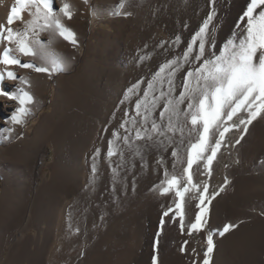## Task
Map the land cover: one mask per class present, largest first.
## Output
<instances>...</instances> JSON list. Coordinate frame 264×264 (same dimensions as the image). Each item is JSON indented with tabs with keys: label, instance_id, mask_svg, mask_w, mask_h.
I'll list each match as a JSON object with an SVG mask.
<instances>
[{
	"label": "rangeland",
	"instance_id": "1",
	"mask_svg": "<svg viewBox=\"0 0 264 264\" xmlns=\"http://www.w3.org/2000/svg\"><path fill=\"white\" fill-rule=\"evenodd\" d=\"M6 1L0 0V15L3 16L0 22L3 20L1 24L5 25L9 10L18 7L16 0L7 1L9 4ZM235 1L218 0V17L213 21L217 25V48L237 30L236 25L241 23L239 17L249 2L244 0L240 10L236 11V4L242 0ZM122 2L123 8L120 7ZM59 3L60 0H56V4ZM68 3L72 5L74 15L70 21L64 18V23L75 32L78 43L73 45L57 36L51 46L55 54L68 59L67 71L49 77L18 66L7 68L30 81L27 90L34 96L36 104L24 125L6 123L10 115L6 116L5 123H0V264H48L49 251L56 242V228L43 236L42 229L46 225L42 222L49 218L47 211L59 204L66 206L67 211L81 193H86V203L96 223L86 221L79 230L74 229L80 242L68 240L73 250L66 255L70 254L72 264H151L153 241L162 212L174 204L171 194L161 196L155 188L163 178V168L156 163L159 153L155 149L148 155L145 153V169L139 163L132 164L134 167L140 165L137 169L141 170L136 171L133 167L130 173L136 172L132 176L120 175L114 190L112 168L115 165L112 166L106 155L108 140L121 117L118 107H128L127 103L120 104L126 90L142 78L146 81L166 58H171L173 52H165L168 45L161 48L160 42H171L179 34L182 43L174 48V52L179 53L206 18L211 5L209 0H88V4L83 0H68ZM114 12L120 14L113 15ZM22 16V20L12 25L16 31H23L24 20L31 19L28 11ZM41 39L47 41L48 34L43 33ZM0 44L2 52L4 45ZM140 56L149 58L139 62ZM21 60L41 63L32 57H21ZM3 69L5 66L1 65L0 71ZM16 84L18 81H7L5 89L14 90ZM144 87L146 82L141 85L142 89ZM5 99L7 111L12 112L15 102ZM0 113L6 115L4 111ZM255 123L264 127V115L248 125V130ZM9 126L14 127L13 132L7 131ZM21 133L22 138H17ZM242 133L243 126L227 134L229 147L222 148L218 154L210 180L199 173L194 176L197 182L207 180L210 192L224 186L210 205L213 230L226 223L222 224L220 217L214 220L213 217L219 214L214 210L220 205L223 208L226 197L233 193L234 173L257 175L264 182V148L250 146L249 150L247 146H241L247 132L240 139ZM237 139H240L239 144L235 143ZM96 149H100V154L94 160ZM171 150L163 153L170 172ZM93 163L97 167L94 178ZM184 166L186 163L177 164L176 171L181 172ZM146 169V173H150L144 175ZM95 194L99 196L93 202ZM144 195L153 197L151 205H145L149 202ZM255 195L249 205L239 207L243 211L240 218L232 216L233 220L231 214L226 217L228 224L236 227L241 223L244 228H249L241 229L242 232L226 238L227 241L221 240L225 235H217L211 264H264V183L257 185ZM197 202H191L185 216L186 224L194 218ZM41 213L47 215L43 218ZM128 213L133 215L132 219ZM253 217L258 218L252 220ZM165 219L158 248L159 264H192L193 259L199 264L206 247V232L188 236L181 233L178 222ZM108 227H113V237L109 236L100 246L95 242L96 235L103 234ZM186 240L188 244L182 253L180 248ZM22 241L25 251L21 250ZM193 248L198 255L194 256ZM94 250L99 257L92 256Z\"/></svg>",
	"mask_w": 264,
	"mask_h": 264
},
{
	"label": "snow or ice",
	"instance_id": "2",
	"mask_svg": "<svg viewBox=\"0 0 264 264\" xmlns=\"http://www.w3.org/2000/svg\"><path fill=\"white\" fill-rule=\"evenodd\" d=\"M83 2L88 4V0ZM217 3L218 0H209L210 11L179 53L174 52V48L182 43L179 34L171 42H160L161 48L168 45L165 52H173L171 58H166L146 81L142 78L126 90L120 104L127 103L128 107H118L121 117L108 140L106 155L110 162L113 156L119 155V161L112 168L114 190L126 163L125 151L141 161L147 151L155 149L159 153L156 163L163 168V178L155 188L161 196L171 194L174 204L162 212L153 241L151 264H159L158 248L165 218L178 222L181 233L188 236L206 232V247L199 264H211L214 238L217 235L223 237L235 225L225 224L222 229H212L210 205L224 186L210 192L208 181L197 182L194 176L199 173L210 180L218 154L222 148L229 147L227 134L241 126L246 133L248 125L264 115V0H249L239 17L241 23L236 25L237 30L219 48L217 25L213 23L218 17ZM16 5L18 7L13 6L10 10L7 24H0V42L4 44L0 65L5 69L18 66L49 77L66 72L68 59L55 54L51 46L57 36L73 45L78 43L75 32L64 23V18L69 21L73 18L72 5L68 0H60L59 5L56 0H16ZM120 7H124L123 2ZM25 11L31 19L24 22L23 31L14 30L12 25L23 19ZM43 33L48 34L47 41L41 39ZM21 57H32L41 63L22 62ZM148 58L140 56L139 62ZM5 81H18V84L14 85V90H6ZM145 82L146 87L142 89ZM29 87L30 81L26 77L18 76L12 70L0 71V97L16 104L6 123L24 125L32 115L36 100L27 90ZM7 131L13 132L14 127L9 126ZM243 133L240 139H243ZM17 138H22V133ZM240 139L235 143L239 144ZM169 148L173 158L171 172L165 166L163 155ZM99 154L100 149H96L93 159ZM180 163H186V166L178 173L176 168ZM96 173L97 167L93 163V178ZM227 183L225 177L224 185ZM193 200L198 201L194 219L186 224L185 216ZM187 244L186 240L181 246L182 253ZM192 253L198 255L195 248ZM192 264H198L197 260L193 259Z\"/></svg>",
	"mask_w": 264,
	"mask_h": 264
},
{
	"label": "bare ground",
	"instance_id": "3",
	"mask_svg": "<svg viewBox=\"0 0 264 264\" xmlns=\"http://www.w3.org/2000/svg\"><path fill=\"white\" fill-rule=\"evenodd\" d=\"M9 2V0H7ZM6 1V2H7ZM237 1V0H236ZM235 1V2H236ZM4 2V1H3ZM7 2V3H8ZM244 0H242V2L240 1L239 3L236 4V11L240 10L242 4H243ZM5 3V2H4ZM9 4V3H8ZM3 5V4H2ZM1 7V5H0ZM234 9V8H233ZM2 10V9H1ZM10 11V10H9ZM1 13V12H0ZM3 13H5L3 11ZM2 13V15H3ZM236 13V12H235ZM6 15V14H5ZM8 15V14H7ZM6 15V16H7ZM28 17V16H27ZM26 17V18H27ZM3 18V16L0 15V19ZM6 18V17H5ZM29 19V18H28ZM3 21V20H2ZM1 21V22H2ZM0 22V24H1ZM4 22V21H3ZM18 22V21H17ZM25 22V20H24ZM23 22V23H24ZM6 23V22H5ZM1 45V44H0ZM4 45V44H3ZM1 47V46H0ZM4 47V46H3ZM2 47V48H3ZM1 50V49H0ZM1 67V65H0ZM10 67V66H9ZM2 68H4L2 66ZM2 70V69H1ZM5 71V69H3ZM7 70H10V69H7ZM7 82V81H6ZM5 82V83H6ZM12 82V81H11ZM7 85V84H6ZM5 86V84H4ZM9 86V85H8ZM110 96V95H109ZM100 100V99H99ZM99 100H98V103H99ZM97 101V100H96ZM2 102V106L0 104V112L4 111V113H6V115L0 113V123H5L7 121V115H10L11 112L7 111L9 108L6 106L7 103L6 102V99L5 98H2L0 97V103ZM98 103H96L98 105ZM93 104V103H92ZM94 104V106L96 105ZM124 107V106H123ZM92 108H93V105H92ZM247 146V149H249L250 146H255L254 148H256L257 146L259 147H263L264 148V127L262 125H260L259 123H255L253 125H251V127L249 128V130L247 131L244 139L242 140V143H241V146ZM252 149V148H251ZM250 150V149H249ZM248 150V152H249ZM153 150H150V153L152 152ZM253 152V151H252ZM147 155L149 153V151L146 152ZM169 154V153H168ZM253 154V153H252ZM150 155V154H149ZM152 155V154H151ZM251 155V153H250ZM146 156V155H145ZM144 156V157H145ZM147 157V156H146ZM124 159H125V166H124V170L121 171V174L120 175H124V176H127V175H131L133 172H136L137 170H141V169H137L140 165L138 166H135L134 168H136V171H133L132 173H130L133 169V166L132 164H135V163H139V164H143L144 165V160L141 161L140 158H132V154L131 152L129 151H125L124 153ZM114 161V162H113ZM119 161V155L115 156L113 158V160L111 161L112 162V166L115 165L116 166V162ZM29 165V164H28ZM64 165V164H63ZM113 166V167H115ZM155 166V165H153ZM157 166V165H156ZM102 167V166H101ZM144 167V166H142ZM141 168V167H140ZM155 168V167H154ZM145 169V167H144ZM134 170V169H133ZM156 170V169H155ZM54 172V169L52 170V173ZM142 172V171H141ZM147 172V169L144 172H142L141 174L144 175L145 174H149V173H146ZM81 174V173H80ZM138 174V173H137ZM136 174V175H137ZM143 175V176H144ZM155 175V174H154ZM247 175V176H246ZM132 176V175H131ZM147 176V175H146ZM150 176V175H149ZM151 176H152V173H151ZM135 177V176H134ZM233 177H234V191L231 195H229L228 197H226V201L225 203H223V208L221 209L220 206L217 207L216 205V210L215 213H219L218 215L214 216V220H216V218H219L220 217V222L223 224L220 229H222V227L225 225V224H228L227 223V219L226 217L228 215L231 214V217L233 216H239V218L241 217V214H242V210H240L239 207L245 205V204H248L249 205V202L250 200L254 197L255 195V192H256V189H257V185L259 183H264L262 182V177L260 176H257V175H252L250 173H244V172H239V173H234L233 174ZM74 178V177H73ZM54 179V178H53ZM83 181V180H82ZM85 181V180H84ZM60 192V191H59ZM57 194V192H56ZM257 195V194H256ZM255 195V196H256ZM99 196V194H95L94 197H92V200L93 202L96 201V197ZM146 196L147 198V201L150 203L152 201V198L153 197H149V195H144ZM260 196V195H259ZM262 196V195H261ZM64 198V196L62 197ZM164 198V197H163ZM162 198V200H163ZM259 198V197H257ZM86 193H81L79 194V196L74 199V201L71 202V206L69 204V208H67V211H65V207L62 203V205H54L55 207H51L47 213V217L49 216V220L46 219L45 222H42L44 223L46 226L43 227L42 229V233H43V236L44 235H47L48 232L52 229H55L56 228V232H55V244L54 246L51 248V251H49V255H48V264H72V257L70 256H67L66 254H68L67 252H72V246L70 245V242H68V240L70 239H76L75 242L79 243L80 242V239H79V236H78V233L74 230V229H80L83 224H85V222L87 221L88 224H95L94 223V214L92 211H90L87 206V200H86ZM161 200V201H162ZM145 201V200H144ZM158 201V200H157ZM155 202V201H154ZM147 203V202H146ZM145 204V205H151L150 204ZM156 203V202H155ZM65 204V203H64ZM142 204V203H140ZM144 204V203H143ZM161 205V204H160ZM260 205H262L263 207V204L260 203ZM153 206V204H152ZM246 206V205H245ZM142 207V206H141ZM146 207V206H145ZM144 207V208H145ZM244 207V206H243ZM144 208H141V209H144ZM149 208V206L147 207ZM48 209V208H47ZM221 209V210H220ZM252 209V208H251ZM261 209V208H260ZM127 211V210H126ZM143 211V210H142ZM147 211V210H145ZM251 213L252 210H250ZM41 212V211H39ZM92 212V213H91ZM130 212V211H129ZM144 213V212H143ZM262 213V212H261ZM45 214H42V217L44 218ZM126 214V213H125ZM129 214V215H128ZM127 215L129 216V218L132 219V214L130 215V213H128ZM192 214V213H191ZM254 214V213H253ZM251 214V216H255ZM194 216V215H193ZM192 216V217H193ZM233 217L231 219H233ZM43 218H41L43 221ZM258 217L254 218L252 220H255L257 219ZM137 219V218H136ZM194 219V218H193ZM238 219V218H237ZM234 220V219H233ZM236 220V219H235ZM136 223V222H135ZM237 223H239V221H237ZM116 224V223H115ZM118 224V223H117ZM241 224V223H240ZM238 224V226H236L234 229L230 230L228 233L225 234V236L223 238H221V240L223 241V239H225L224 241H227L229 237H232L233 235L235 236V234H239L237 233L238 231L242 232L241 229L244 228V226ZM117 226V225H116ZM252 226V225H251ZM118 228V227H117ZM246 228V227H245ZM244 228V229H245ZM249 228V227H247ZM246 228V229H247ZM240 229V230H239ZM245 229V231H246ZM116 230V229H115ZM114 230V231H115ZM142 231V230H141ZM249 231V230H247ZM113 227H108L106 229V231L104 230L103 234H100V235H96V239H95V242L97 241L98 244L103 245L101 243H104L106 242V239L111 236L113 237ZM118 232V231H117ZM126 233V232H125ZM124 233V234H125ZM139 233V232H138ZM115 234V232H114ZM117 234V233H116ZM123 234V233H122ZM118 235V234H117ZM135 235V234H134ZM115 236V235H114ZM127 236V235H126ZM90 238V236H88ZM118 237V236H116ZM139 237V236H138ZM238 237V236H236ZM46 239V237H44ZM110 238V237H109ZM227 238V240H226ZM119 239V238H118ZM230 239V238H229ZM232 239V238H231ZM25 240V239H24ZM233 241V240H232ZM109 242V241H108ZM220 243H222L221 241H219ZM19 245V244H18ZM29 245V244H28ZM95 246V245H94ZM25 242L22 241L21 242V250H24L25 249ZM107 247V246H105ZM110 247V246H109ZM99 248V247H98ZM26 250V249H25ZM24 250V251H25ZM109 250V249H108ZM96 251V250H94ZM107 251V250H106ZM90 253V252H89ZM88 253V255H89ZM105 253V252H104ZM160 253V252H159ZM99 253L94 252L92 254L93 257L97 256ZM109 255V253L107 254V256ZM99 257V255H98ZM105 258V257H104ZM96 259V258H95ZM94 260V258H93ZM97 260V259H96ZM104 260V259H103ZM32 261V260H31ZM111 262V261H110ZM99 263V262H98ZM93 264V263H91Z\"/></svg>",
	"mask_w": 264,
	"mask_h": 264
}]
</instances>
